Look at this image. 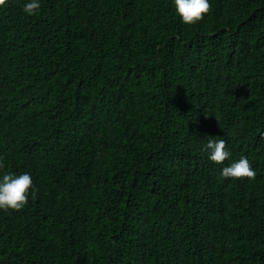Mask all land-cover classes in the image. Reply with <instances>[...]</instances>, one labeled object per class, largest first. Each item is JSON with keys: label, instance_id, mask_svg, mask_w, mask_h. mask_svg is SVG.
Returning <instances> with one entry per match:
<instances>
[{"label": "trees", "instance_id": "1", "mask_svg": "<svg viewBox=\"0 0 264 264\" xmlns=\"http://www.w3.org/2000/svg\"><path fill=\"white\" fill-rule=\"evenodd\" d=\"M25 0L0 9V264H264V0ZM223 138L217 165L203 151ZM247 157L256 175L221 168Z\"/></svg>", "mask_w": 264, "mask_h": 264}, {"label": "clouds", "instance_id": "2", "mask_svg": "<svg viewBox=\"0 0 264 264\" xmlns=\"http://www.w3.org/2000/svg\"><path fill=\"white\" fill-rule=\"evenodd\" d=\"M175 12L180 22L187 26H195L209 14L210 0H172ZM9 0H0V9L6 8ZM41 9V0H25L23 12L27 16H36ZM203 151L207 159L217 165H222L231 157L223 138L206 139ZM4 165L0 162V170ZM256 173L247 157H240L229 165L221 168L220 177L227 180H251ZM36 188L31 174L27 171L17 174L0 171V211H19L29 202V197L35 198Z\"/></svg>", "mask_w": 264, "mask_h": 264}]
</instances>
